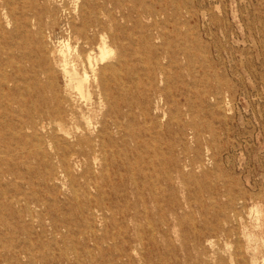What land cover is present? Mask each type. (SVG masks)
Instances as JSON below:
<instances>
[{
    "label": "rangeland",
    "instance_id": "374dc122",
    "mask_svg": "<svg viewBox=\"0 0 264 264\" xmlns=\"http://www.w3.org/2000/svg\"><path fill=\"white\" fill-rule=\"evenodd\" d=\"M98 3L127 31V65L109 102L80 103L97 128H120L106 155L67 167L43 131L36 146L0 110V174L15 173L0 191L16 196L0 199V254L13 258L0 264H264V0ZM64 18L45 17L47 50L67 42ZM239 194L235 217L223 206Z\"/></svg>",
    "mask_w": 264,
    "mask_h": 264
},
{
    "label": "bare ground",
    "instance_id": "6f19581e",
    "mask_svg": "<svg viewBox=\"0 0 264 264\" xmlns=\"http://www.w3.org/2000/svg\"><path fill=\"white\" fill-rule=\"evenodd\" d=\"M16 1L4 0L0 4V52L6 56L0 61V110L13 113L19 134L32 131L31 135L24 136L36 146L43 138L39 131H43L44 139L67 167L71 162L97 160L107 154L109 129H119L120 123L114 118L110 125L101 123L97 128V122L85 111L80 99L97 96L109 102L112 83L127 65L125 45L129 36L126 29L121 28L119 37L112 32L109 23L99 15L103 5L98 9V0H22L21 8L15 10ZM103 1L105 4L113 2ZM45 17L53 18V25H60L65 17L69 37L59 51L46 48ZM8 26H12L9 33L5 29ZM52 32L54 30H50L48 38ZM114 44L118 48L116 57H113ZM15 45L24 47L18 56L8 50ZM119 84L116 85L121 88ZM24 95L28 98H22ZM116 107L117 104L110 103L112 112H117ZM1 119V124L6 125V119ZM9 176H15L12 168L2 170L0 186L3 178ZM15 197L9 189L0 191V199L13 201ZM242 199H245L243 194L229 195L223 208L239 217L238 204ZM10 208L11 202L6 205L0 202V220L4 218L2 211ZM226 212L225 218L228 217ZM232 233L223 229L226 239ZM12 259L0 254L4 262L11 263Z\"/></svg>",
    "mask_w": 264,
    "mask_h": 264
}]
</instances>
